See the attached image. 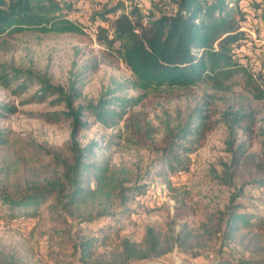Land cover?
Segmentation results:
<instances>
[{"label":"trees","instance_id":"1","mask_svg":"<svg viewBox=\"0 0 264 264\" xmlns=\"http://www.w3.org/2000/svg\"><path fill=\"white\" fill-rule=\"evenodd\" d=\"M138 1L128 11L124 10L122 0L112 6L104 3L100 12L91 16L99 41L112 49L118 44L116 52L132 73L129 87L160 93L207 84L215 90L226 91L230 88L228 83L241 75L257 90L256 98L264 100V74L256 77L239 61L236 51L244 45L250 46V37L241 31V26L251 30L257 27L254 18L264 12L261 1L153 0L154 5L145 10ZM243 2L251 8L247 9ZM65 7L59 0H0V35L83 33L78 22L66 17ZM12 74L10 81L2 80L15 83L19 92L40 84L34 100L56 98L51 105L63 106L64 110L43 117L56 124L69 122L71 134L60 149L49 152L57 170L42 178L37 164L43 148L34 141L0 129V200L8 206L6 213L10 224L20 225L25 219L40 218V210L49 202V207L80 220L110 219L115 216L116 207L129 202L149 204L146 197L149 186L141 181L157 177L164 181L176 202L168 228L160 231L149 226L140 241L125 231H121L123 236L120 231L113 233L115 246L110 251H98L99 246L105 247L108 235L81 242V264L147 262L164 258L175 250L196 258L216 242L239 248L248 260L239 263L220 257L212 264H264L263 217L242 211L240 206H229L207 213L197 228L191 227L187 222V197L177 194L169 180L171 173L185 170L179 155L191 153L180 142L190 136H205L208 129L204 124L168 126L156 141V129L146 119L135 120L126 109L136 106L142 97L137 101L119 97L115 95L119 92L116 89L101 95L97 101L82 104L77 82H71L66 88L53 86L21 70ZM3 112L14 113L15 109L0 104L2 118ZM242 118L234 121L241 129ZM94 123L106 128L123 123L130 133L127 140L134 148L152 149L158 155L153 174L150 170L138 173L130 167L112 163L111 157L105 154L110 145L102 146L95 141L81 144L79 135ZM230 164L226 177H219L222 182L231 185V180L243 171L250 175L243 186L264 189V141L260 155L248 153L244 144L233 149ZM238 197L235 195L234 199ZM108 228H116V225Z\"/></svg>","mask_w":264,"mask_h":264},{"label":"rangeland","instance_id":"2","mask_svg":"<svg viewBox=\"0 0 264 264\" xmlns=\"http://www.w3.org/2000/svg\"><path fill=\"white\" fill-rule=\"evenodd\" d=\"M59 1L62 6L66 5L63 11L66 17L78 22L83 33L0 35V104L15 109L14 113L3 112L5 116L0 117V129L34 141L43 148L37 164L39 175L45 178L57 170L49 152L60 149L69 139L71 126L69 122L56 124L44 119L43 115L63 111L64 107L51 105L55 97L34 100L41 89L40 84L19 92L15 83L6 82L12 79L15 70L30 73L53 86L68 88L71 82H77L82 92V104L97 101L101 95L116 89L119 92L115 95L119 97L136 101L142 97L136 106L126 109L135 120L146 119L156 129V141L168 126L177 128L187 124L191 127L194 123L204 124L208 129L205 136H190L180 142L191 150L187 155H179L185 170L169 175L176 193L187 197V222L197 228L207 213L229 206H240L242 211L264 218V189L243 186L244 181L250 180V175L242 171L241 175L231 180V185L221 180L226 177L225 172L231 165L233 149L244 144L248 153L260 155L262 152L264 100L256 98L257 90L241 75L228 83L230 88L226 91L215 90L207 84L160 93L129 87L132 73L116 52L118 44L113 49L102 44L98 39L96 23L91 20L92 15L100 12L101 5L109 3L112 6L118 0ZM122 1L124 10L128 11L138 0ZM258 1L264 4V0ZM138 2L143 10L154 5L153 0ZM243 4L247 9L251 8L246 2ZM249 19L252 20V16ZM254 19L257 27L251 34L248 33L250 46L244 45L236 51L239 61L259 78L260 74H264V12ZM237 117H243L242 129L234 122ZM129 134L123 123L114 128L94 123L79 135L78 140L83 145L92 141L102 146L110 145L105 154L111 157L112 163L130 167L138 173L150 170L153 174L158 155L152 149L134 148L127 140ZM231 143L235 146L232 147ZM141 183L149 186L146 197L150 203L142 206L139 202H129L116 207L113 210L115 216L110 219L80 220L63 210L49 207V202L40 210V218L25 219L20 225H15L8 221V206L0 200V264H81V242L108 235L110 238L104 243L105 247L99 246L98 251H110L115 246L113 233L120 231L123 236L121 231H125L140 241L149 226L165 231L176 208L173 194L160 178L150 177ZM235 195L239 197L234 199ZM112 224L116 228H108ZM175 229L178 231L179 225ZM220 257L239 263L248 260L239 248L216 242L196 258L175 250L161 259L130 264H212Z\"/></svg>","mask_w":264,"mask_h":264},{"label":"built area","instance_id":"3","mask_svg":"<svg viewBox=\"0 0 264 264\" xmlns=\"http://www.w3.org/2000/svg\"><path fill=\"white\" fill-rule=\"evenodd\" d=\"M141 7H142V5H140ZM241 31H244V32H246L247 33V36H249L250 37V35L248 34V33H250L251 34V29H249L247 26H245V25H242L241 26ZM246 66V65H245ZM261 69V68H260Z\"/></svg>","mask_w":264,"mask_h":264}]
</instances>
